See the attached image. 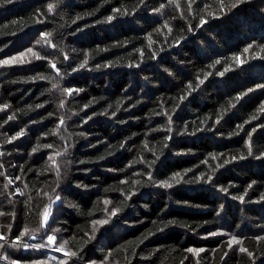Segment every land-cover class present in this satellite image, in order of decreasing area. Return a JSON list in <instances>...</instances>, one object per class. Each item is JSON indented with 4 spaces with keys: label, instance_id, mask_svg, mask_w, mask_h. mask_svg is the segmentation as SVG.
Listing matches in <instances>:
<instances>
[{
    "label": "trees",
    "instance_id": "trees-1",
    "mask_svg": "<svg viewBox=\"0 0 264 264\" xmlns=\"http://www.w3.org/2000/svg\"><path fill=\"white\" fill-rule=\"evenodd\" d=\"M52 2L0 0V59L28 48L46 57L29 54L31 63L0 67V105H9L0 111V233L11 243L27 227L36 236L24 237L30 246L55 234L78 252L68 264H264V241L255 240L264 236V112L258 111L264 88L257 87L264 85V0L223 11L219 0H196L190 12L186 0L179 8L170 0H61L49 13ZM109 16L115 19L105 22ZM44 32L53 34L56 48L42 43ZM236 56L246 62L237 66ZM85 58L87 67L72 71ZM39 76L52 79H33ZM63 88L79 91L68 96ZM248 89L255 90L237 103ZM22 129L24 136L7 143ZM187 169L188 183L171 189L155 183ZM200 173L211 183L193 179ZM41 190L61 199L48 228L36 231L49 203ZM245 192L243 201L234 198ZM106 207L120 211L94 231ZM212 232L237 236L254 256L239 246L230 251L229 235ZM54 247L6 245L0 254L23 264L53 263L47 254ZM188 248L206 251L197 257Z\"/></svg>",
    "mask_w": 264,
    "mask_h": 264
},
{
    "label": "snow or ice",
    "instance_id": "snow-or-ice-1",
    "mask_svg": "<svg viewBox=\"0 0 264 264\" xmlns=\"http://www.w3.org/2000/svg\"><path fill=\"white\" fill-rule=\"evenodd\" d=\"M6 2L10 3L11 0H6ZM60 2H61V0H54V2L49 3L47 5V11L49 13H55V10L59 6ZM195 2H196V0H186L187 10L189 12L191 11L192 5ZM243 2H244V0H233V2L230 5H228V4L225 3V0H219L220 11H223L225 7H229V6L233 7V8L237 7L240 3H243ZM170 3L174 4L177 8L180 7L179 0H170ZM114 11L119 13V12H121V9H115ZM209 15L215 16V13H209ZM113 19H115V16H109V17L106 18L105 22H111ZM200 23L202 25L204 23H207V21L203 17H201ZM165 28H168V31L171 32V28L167 24H165ZM189 30H191V28H189ZM158 31H162V30H158ZM52 35L53 34L50 33V32L42 33V43L45 44V45H48L51 48H56L57 47L56 44L53 43V41L51 39ZM149 41H150V45H151V43H154V41H151V37H149ZM37 43H41V41H38ZM251 48H252V45H249L248 47H246L244 49V51L248 52ZM261 51H264V46L261 47ZM29 54L31 55L32 58H34L36 60L46 59V57H43L38 52L34 51L33 48H28L25 52H21L19 55L12 56L9 59H0V67L6 66V65L17 64V63H31V60L27 58L29 56ZM67 58L68 57L65 56V59H67ZM259 58L264 59V56H261ZM233 60L237 64V66H241L243 63L246 62V61L240 60V58L238 56L233 57ZM220 63H221L220 60H216L215 63L213 65H210L209 67L214 68L216 64H220ZM87 64H88V59L85 58L83 60V62L80 63L78 67L73 68L72 71H79L80 69L86 68ZM105 66H111V65H105ZM129 66H131V65H129ZM136 66L138 67L139 65H136ZM50 67L52 69H55V72H56L57 76L60 75V69L57 68V65H56L55 62H51L50 63ZM97 67H100V66L98 65ZM230 70H232L231 66L225 68V71H230ZM217 74L222 76V75H224V72H218ZM209 75H211L210 72L209 73H205L204 79H207V77ZM33 79H42L43 80V79H52V78L51 77L39 76V77H34ZM204 79H199V77H198L199 84H203L204 83ZM199 84L197 86H199ZM257 87L258 88H264V85H257ZM52 88L53 89H59L60 88L59 83H53L52 84ZM188 88L189 89L192 88L191 84L188 85ZM60 90H61L62 93L66 94L68 96L72 95L73 92H78L79 91L77 89H70V88H63V89H60ZM254 90L255 89H248L247 92L241 93L240 95H238V96H236L234 98L235 101L238 103L244 96L248 95V92H252ZM189 94H190V92H189ZM182 99H183V97H182ZM60 106L63 107V102L61 103ZM8 107H9V105H7V104L0 105V111H4ZM85 107H88V105H85ZM230 107H235V104L234 103H230ZM258 111L259 112H264V103H262L260 105ZM158 114H161V113H158ZM162 114L167 116L168 122H169V124H171V121H172L171 115H169L167 112H164ZM90 118L91 117H89V119ZM222 118H223V113H221L219 115V117L216 119L215 123L218 124L220 122V119H222ZM257 118L258 117L254 115L251 119L254 120V119H257ZM8 119L11 120V119H14V117L13 116H9ZM245 123H251V120L245 121ZM60 124L61 125L64 124L63 118H61ZM238 128L240 130H243V125H239ZM167 130L171 131V128H169ZM198 130L202 131L203 129H198ZM185 131H186V129H185ZM252 131L254 132L255 129H252ZM53 134H56V133H53ZM236 134H239V133L237 132ZM24 135H25V130L22 129L15 136L11 137L7 141V143H11L14 140H17V139H19L20 137H22ZM166 139H171V136L167 137ZM165 146H167V145H165ZM246 146L248 148L249 155H251L252 154L251 133H249L248 141H247V145ZM45 147L51 148L52 145H45ZM145 147L147 148V145H145ZM37 150L38 149H33L34 152L37 151ZM65 151H67V149H65ZM0 155H3V153H0ZM56 155L57 156L63 155V153L57 152ZM262 155H264V154H262ZM244 158L245 157H243V156L240 157V159H244ZM49 159H52V157H49ZM211 159H213V160L217 159L216 155L213 154L211 156ZM233 159H236V157H233ZM141 162H143V161H141ZM225 162L227 163L228 161H225ZM203 163L207 164L208 162L206 160V161H203ZM53 164H55L54 160H53ZM148 167L149 168L151 167L150 163L148 164ZM190 171H192V169H187L183 173H180V172L174 173L169 179L158 181V182H155V183L159 187H162V188H165V189H171L174 186H176V185H178V184H180L182 182L183 183H188L189 181L184 180V177L187 176L188 172H190ZM0 175H2V173H0ZM59 175H60V173H59V169H58V166H57V177H59ZM147 177H148L149 180H152L151 172H149L147 174ZM193 179H195L197 182L203 181L205 183H211L213 177L211 175L207 174V173H200L198 176L194 177ZM11 183H13V181L11 179H9V184H11ZM122 183H128V181L125 180V181H122ZM136 183H139V181H137ZM251 187H252V185H249V188H251ZM222 190L223 191H227L226 189H222ZM41 191L43 192V190H41ZM54 191L55 190H53V192ZM17 192H19L20 195H24V193L21 192L19 189H17ZM245 195H247L246 192H245L244 195H242L240 197H234V198H238L239 200L243 201ZM43 196L47 197L49 203L47 205H45L43 210H42L41 222H40V225H39L38 229H36V231H39L42 228H48L49 220L52 217V207L57 201H59L61 199L59 194L52 195V194H49L47 192H43ZM127 198L130 199L131 195H129ZM261 198L264 199V196H262ZM103 203L107 206V205L111 204V201L110 200H104ZM119 211H120V209L116 208V207H113L111 209V211H109L108 208L106 207L105 208V212L108 213L107 217L105 219H102V220L93 221V224H92L93 230L94 231L98 230V226L102 227L103 225L109 223L110 218L116 216ZM2 215H5V213L0 212V216H2ZM169 223H173V222L170 221ZM160 230H163V229H160ZM32 231L33 230L25 227L23 229V231L21 232V234L18 235L15 238V240L12 241L11 243H9V238L5 234L0 233V241L4 242V243H0V249H3V248H5L6 245H8V246H10L11 248H14V249L23 248V249L27 250L29 247H32L34 249L40 250V249H44L46 247L55 245L53 250L57 251V252H62L65 257L72 258V257H77L78 256V252L72 251L71 249H69L67 247V245L69 244L68 240H62L58 244L57 243V236L55 234L48 235L46 237V243H40V244L31 245V246L28 245L27 243L24 242V237L30 236L31 239H36V236L31 234ZM209 235L210 236L229 235L230 238H229V240L226 243H227L228 249L230 251L233 250L234 246H239L238 248H236V251H238L240 253H245L249 257L254 256V253L250 252L247 248H245L243 246H240V245H242V240L240 238H238L237 236H235V235H231V234L224 233V232H212V233H209ZM255 240L257 242L264 241V236H257V237H255ZM186 251L189 252V253H192L193 255H195L197 257H199L200 254L205 252L206 250L204 248H199V249H197V248H188V249H186ZM227 255H228V252L226 251L224 253V256H227ZM0 259H3L5 261H9V264H21V261H19L17 259H10V257L7 254H0ZM53 259H56V258L53 257ZM31 264H45V261H43V260H34V261L31 262ZM60 264H68V260H62V261H60ZM93 264H95V262H93ZM103 264H106V262H103ZM197 264H198V262H197Z\"/></svg>",
    "mask_w": 264,
    "mask_h": 264
},
{
    "label": "rangeland",
    "instance_id": "rangeland-1",
    "mask_svg": "<svg viewBox=\"0 0 264 264\" xmlns=\"http://www.w3.org/2000/svg\"><path fill=\"white\" fill-rule=\"evenodd\" d=\"M57 243L58 244L60 243L58 241V239H57ZM53 253H54L53 255L47 254V257L50 258L53 261V263L49 262V261H45V264H60V261L68 259V257L66 258V257L62 256V255H64L62 252H57L56 251V252H53ZM53 257H55L56 259H53ZM31 262H29L27 264H31ZM21 264H23V263L21 262Z\"/></svg>",
    "mask_w": 264,
    "mask_h": 264
}]
</instances>
